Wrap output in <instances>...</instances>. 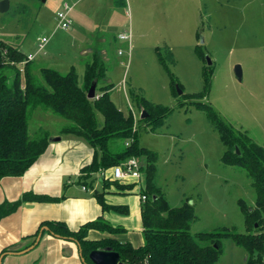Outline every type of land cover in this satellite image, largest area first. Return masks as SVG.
<instances>
[{"label": "rangeland", "instance_id": "374dc122", "mask_svg": "<svg viewBox=\"0 0 264 264\" xmlns=\"http://www.w3.org/2000/svg\"><path fill=\"white\" fill-rule=\"evenodd\" d=\"M8 1V11L0 13V42L26 56L36 53L34 68L64 75L73 66L82 87L81 48L105 49L114 88L110 98L124 115L132 108L140 118L135 94L170 110L160 127L141 129L140 145L157 153L156 184L169 205L194 204L192 234L222 227L246 233L239 201L254 207L251 181L242 168L222 163L225 146L194 103L211 107L225 126L264 147V0H81L69 13L75 30L79 22L74 35L57 29L55 18L75 0ZM125 33L132 36L130 59L127 41L118 39ZM42 37L49 44L38 51ZM237 66L241 81L235 76ZM35 76L43 84L39 72ZM48 114L42 109L29 112L31 139L45 130L59 137L68 124ZM98 120L103 121L101 116ZM122 146L118 142L116 149ZM134 222L130 220L131 228ZM222 247L216 264H244L243 249L229 240Z\"/></svg>", "mask_w": 264, "mask_h": 264}, {"label": "trees", "instance_id": "16d2710c", "mask_svg": "<svg viewBox=\"0 0 264 264\" xmlns=\"http://www.w3.org/2000/svg\"><path fill=\"white\" fill-rule=\"evenodd\" d=\"M195 52L202 58L199 46ZM159 61L162 59L158 53ZM26 55L17 48L0 42V181L6 177H21L44 153L48 145V135L40 132L35 138L28 135V118L31 110L42 109L68 122L63 134H71L84 139L94 150L90 165L81 171L86 176L100 170H110L121 162L134 157L139 161L142 177L140 217L143 245L133 247L129 243H119L107 238L98 241L87 240V233L95 230L109 235L122 233L124 229L112 227L102 219L88 222L77 231H70L59 222H42L30 236L31 242L22 251L32 246L41 232L57 239L76 243L85 264H92L89 254L92 251L111 248L123 264H216L222 255V241L229 240L245 252L244 264H264V147L248 139L245 134L232 131L225 126L211 107L194 103L218 132L225 146L222 163L242 168L251 181L255 194L253 208H247L239 201L244 217L246 233H235L228 227L191 233V226L197 217L194 204L186 200L179 207L169 205L165 195L156 184L157 153L140 145V131L154 130L164 123L169 109H162L143 97L135 94L140 113L147 114L138 119L137 126L131 114L124 115L112 102L110 96L113 84L106 82V65L98 55L85 63L84 83L80 87L74 68L64 75L49 68H41L39 74L43 84L34 75L31 62L20 68ZM11 71L7 73L5 71ZM170 75V74H169ZM96 82L95 98L89 100L87 92ZM172 85L176 83L171 77ZM100 93L96 94L98 85ZM179 86V85H178ZM180 87V86H179ZM175 93V90H174ZM176 95V93H175ZM199 99L201 94H194ZM102 117V122L98 120ZM122 142V149L116 144ZM237 151L239 154H237ZM103 190L114 187L120 192H131L137 182H118L103 179ZM104 212L112 211L127 215L125 206H110L104 201V193L93 195ZM60 198L24 193L16 201L0 204V221L15 213L25 202L56 203ZM10 252L5 248L2 254Z\"/></svg>", "mask_w": 264, "mask_h": 264}, {"label": "crops", "instance_id": "0c3cea01", "mask_svg": "<svg viewBox=\"0 0 264 264\" xmlns=\"http://www.w3.org/2000/svg\"><path fill=\"white\" fill-rule=\"evenodd\" d=\"M80 1L81 0H75L72 6L65 4V2L64 4L69 6L70 13L72 7ZM76 25L77 29L75 30L73 21L70 30L65 32L74 35L80 28L79 22H76ZM131 37L130 34V44L126 42L128 58L132 52ZM101 41L104 42V39ZM95 54L101 58L104 64L107 63V53L105 49L96 51V49L91 48V46L83 47L81 48V62L84 69L85 63L90 61ZM35 55L36 53L32 56L35 57ZM34 61L35 58L31 61V68L35 75V72L38 73L41 68H34L32 66ZM71 68L74 67L71 66L69 71ZM108 75L109 73H106V82L113 84ZM45 113L49 112L45 111ZM130 114L133 116L134 124L137 126L138 118H135L132 108ZM48 115H50V113ZM67 125L68 124L65 126ZM64 127L60 130L59 137H56V133L51 134L48 130L44 131L49 137L47 148L23 176L19 178L6 177L0 181V204L4 201H16L20 199L24 193L60 198L59 202L56 203H22L15 213L1 220L0 252L5 248H11L13 246L19 247L17 250L23 249L31 242L29 237L36 232L42 222L63 223L70 231L74 232L82 225L99 218L106 221L112 227L122 228L124 231L116 235H109L107 233L90 230L87 233V240L98 241L112 238L119 243H129L133 247L142 246L143 237L141 236L139 238L138 235L139 233L142 235L140 198L136 201L132 198L130 200L129 198L134 195H139V190H141V188L136 186L130 193L126 191L120 192L114 187H110L104 191L102 180L107 178L101 177L100 172L102 170L87 175L89 178L85 180L86 185H84L83 178H85L86 175L82 173L81 170L92 162L94 150L84 139L71 134H63L62 130ZM109 172L110 170H106L108 177ZM96 185H98V188ZM96 189L98 191H96ZM97 192L104 193V201L106 204L110 206L127 207L128 214L120 215L112 211L104 212L93 196L94 193ZM131 219L135 221L133 228H131L132 225H130ZM2 264L83 263L79 256L78 247L74 242L57 239L48 235L46 232L42 236L39 244L32 251L24 255L6 256Z\"/></svg>", "mask_w": 264, "mask_h": 264}, {"label": "built area", "instance_id": "2783aa9c", "mask_svg": "<svg viewBox=\"0 0 264 264\" xmlns=\"http://www.w3.org/2000/svg\"><path fill=\"white\" fill-rule=\"evenodd\" d=\"M69 6L64 5L63 10L56 14V20L58 23V28L63 31H68L71 28V20L69 19ZM119 39L122 41H127L128 44H130V33H125L119 36ZM48 43V39L45 37H42L38 39V51L44 50L46 44ZM33 56L29 55L26 56V60L21 64L23 66L24 64L31 62L33 60ZM102 178H109L113 181L118 182H137L138 188H141V171H140V164L139 161L131 157L123 162H121L119 165H116L110 169L109 177L107 176L106 170H102L101 172ZM84 189V188H83ZM141 201L145 200L144 196H140Z\"/></svg>", "mask_w": 264, "mask_h": 264}, {"label": "water", "instance_id": "95a60500", "mask_svg": "<svg viewBox=\"0 0 264 264\" xmlns=\"http://www.w3.org/2000/svg\"><path fill=\"white\" fill-rule=\"evenodd\" d=\"M42 3H45L46 0H41ZM9 9V1L8 0H3L0 2V13H5L7 12ZM210 64V62H209ZM235 76L237 77V79L239 81H241V70L240 68L237 66L235 68ZM95 89H96V82H93L87 92V98L89 100H93L95 98ZM182 92L179 91V94H181ZM147 117V114L144 112V111H141L140 113V119H145ZM58 139V138H57ZM237 154L238 151H237ZM43 231H47V228H42L41 232L38 234L34 244L32 246H30L29 248L27 249H24L22 251H19V252H15V250H17L19 247L17 246H13L10 248V252L8 253H5V254H2L0 256V264H2V261L3 259L6 257V256H10V255H24L30 251H32L40 242L41 238H42V232ZM76 244V243H75ZM77 245V244H76ZM78 246V245H77ZM79 251V256H80V259H81V262L83 264L84 263V260L81 258V252L80 250L78 249ZM89 260L92 264H123L119 261V256L116 252H114L111 248L109 247H106V248H103V249H98V250H95V251H92L90 254H89Z\"/></svg>", "mask_w": 264, "mask_h": 264}]
</instances>
